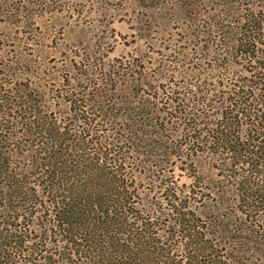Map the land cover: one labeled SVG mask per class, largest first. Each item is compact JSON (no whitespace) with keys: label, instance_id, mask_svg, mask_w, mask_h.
Segmentation results:
<instances>
[{"label":"trees","instance_id":"16d2710c","mask_svg":"<svg viewBox=\"0 0 264 264\" xmlns=\"http://www.w3.org/2000/svg\"><path fill=\"white\" fill-rule=\"evenodd\" d=\"M207 2L150 76L71 64L58 113L0 47V264H264V0Z\"/></svg>","mask_w":264,"mask_h":264},{"label":"rangeland","instance_id":"374dc122","mask_svg":"<svg viewBox=\"0 0 264 264\" xmlns=\"http://www.w3.org/2000/svg\"><path fill=\"white\" fill-rule=\"evenodd\" d=\"M204 1L0 0V47L4 46L5 54L15 51L22 58L26 70L21 71L25 74L22 82L31 83L48 109L58 113L67 89H71L67 82L71 64L81 58L104 65L122 62L150 76L159 70L167 55L165 49L185 47L182 37L187 28L209 11L210 4ZM18 4L22 14L17 11ZM200 161L203 168H210L207 158ZM170 170L162 179L182 195L188 194L199 174L180 166ZM148 189L152 186L143 190ZM198 207L199 215H207L204 200L199 203L197 199L193 209Z\"/></svg>","mask_w":264,"mask_h":264}]
</instances>
